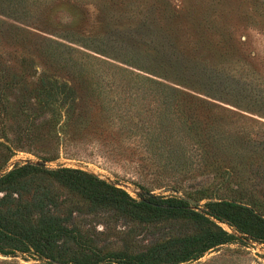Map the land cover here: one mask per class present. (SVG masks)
I'll use <instances>...</instances> for the list:
<instances>
[{
  "label": "rangeland",
  "instance_id": "rangeland-1",
  "mask_svg": "<svg viewBox=\"0 0 264 264\" xmlns=\"http://www.w3.org/2000/svg\"><path fill=\"white\" fill-rule=\"evenodd\" d=\"M0 69V175L26 162L77 168L133 197L224 199L264 213V0H0ZM66 79L77 96L69 118L38 111L41 126L28 128L6 113L5 94L22 81L36 92ZM190 120L205 136L187 135ZM26 178L21 198L45 188L92 244L119 247L120 215L81 206L47 173ZM179 264H264V246L227 243Z\"/></svg>",
  "mask_w": 264,
  "mask_h": 264
},
{
  "label": "trees",
  "instance_id": "trees-1",
  "mask_svg": "<svg viewBox=\"0 0 264 264\" xmlns=\"http://www.w3.org/2000/svg\"><path fill=\"white\" fill-rule=\"evenodd\" d=\"M142 80L163 84L148 77ZM20 84L14 97L9 93L4 97L3 107L11 118L25 121L30 125L28 128L41 126L36 121L40 116L34 119L38 111L49 113L51 120L57 116L69 118L77 99L69 79L60 87L54 80L45 81L36 92L25 81ZM11 87L12 82H6L3 91ZM199 99L208 111L212 104ZM202 131L193 120L186 127L189 137L192 134L205 136ZM217 161L214 159L208 164ZM40 173L49 174L61 187L81 197V206L110 211L125 219L128 224L119 232V247L92 244L93 240L81 235L72 222L73 211H55L60 203L56 205L53 198H46L45 188L39 190L43 194L40 198H21L26 177ZM204 197L209 198H196ZM81 206H77L76 211ZM219 223L227 224L235 233L224 230ZM136 226L148 233L146 245H138ZM248 241L264 246V213L247 204L208 199L193 205L173 194L155 195L147 191L133 197L121 187L85 170L69 167L47 170L32 162L16 164L0 175V254L4 256L30 254L46 264H179L196 260L220 245ZM0 264L11 263L2 260Z\"/></svg>",
  "mask_w": 264,
  "mask_h": 264
}]
</instances>
